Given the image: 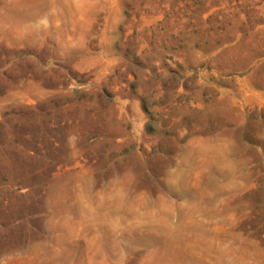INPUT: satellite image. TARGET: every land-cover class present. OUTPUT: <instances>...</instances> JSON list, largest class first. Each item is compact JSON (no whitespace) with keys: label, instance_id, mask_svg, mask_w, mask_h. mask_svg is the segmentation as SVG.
I'll use <instances>...</instances> for the list:
<instances>
[{"label":"rangeland","instance_id":"rangeland-1","mask_svg":"<svg viewBox=\"0 0 264 264\" xmlns=\"http://www.w3.org/2000/svg\"><path fill=\"white\" fill-rule=\"evenodd\" d=\"M0 264H264V0H0Z\"/></svg>","mask_w":264,"mask_h":264}]
</instances>
